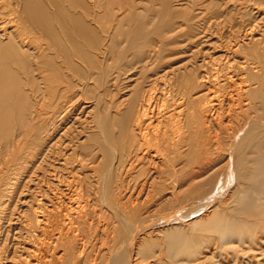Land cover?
Masks as SVG:
<instances>
[{"label": "bare ground", "instance_id": "bare-ground-1", "mask_svg": "<svg viewBox=\"0 0 264 264\" xmlns=\"http://www.w3.org/2000/svg\"><path fill=\"white\" fill-rule=\"evenodd\" d=\"M127 1L129 2V0H127ZM217 1H216V3H217ZM243 1L245 3L243 2L244 4L242 3L243 5L241 4V6H239V7H242V6H244L246 4L245 8L247 10L246 11L247 12V15L249 16L250 13L253 14V12H255V10H257L259 8H255L256 6L250 7L251 5L250 4L247 5V2H249V3L254 2V4L259 5L264 0H243ZM85 2H87V1H85ZM85 2H83V3H85ZM22 3L26 4V7L27 8H28V4L34 3L35 4L34 6L36 8H38L35 11L33 10L34 13L30 12L31 14H29L28 16L25 17V21L26 22L24 21V18L22 19V21H23V24L26 27H28L29 29L33 30L34 32H36V30H38L40 32V34H41V42H45V44H47V45H46V48L42 51V53L39 55V57H36L35 55L34 56H31L29 54V52L32 51V50H30V47L29 48L26 47V43H27L26 41L29 40V37H27L28 35L25 36V38H24L23 41L21 40V42H19L17 40V37H16L15 33L14 32H10L8 30V28L5 27V25H6L5 23L0 24V69H2V70H0V78H5V77L6 78L7 77L9 78V75L10 74L11 75H14L13 72H10V70H11V67L10 66L12 64H14V63L19 62V61L24 62V60L26 58H28V60H31L32 61L31 62V68H30V69H32V71H31L32 72V75L34 74L33 77H35V78H36V75H39L37 77V79H38V82H40V83L41 82L44 83V81H45V78L41 77V75H43V74H49V72H50V74L52 76H54L55 78H59L60 76H62V74H61V69L62 68L61 67L65 68L64 66L66 65V69L69 72L68 74H70V72H71V69L70 68H72V67L73 68H76L77 66H81V65H79L81 62H79V64H78V63H76L77 60L75 61L74 59H75L76 56H78V52L79 51H82V49L81 48H75V46H74V48H75L74 50H71L68 47H63L60 44L61 41L59 42V40H58L59 31L61 33V28H59V25L61 26L62 24H64V20L66 19L65 18L66 16L65 17H63V16L60 17V16H58L60 14H58V15L54 14L55 12L53 13L52 12V9L50 7L52 3L50 5H49V3H46V4L44 3L45 4L44 5L42 3V1H40V0H22ZM83 3H79L80 5L78 4V7L79 6L81 7L83 5ZM124 3H125V0H124ZM218 3H220V7L224 9L223 12L225 11V14H230L231 10L228 7V5L230 3L228 1L225 2V0H219ZM4 6H6V5H4ZM47 6L50 8V11L52 12L51 14L47 12V9H46ZM121 6H122V4H121ZM82 7H84V6H82ZM137 7H139V6L137 5ZM177 7H179V6L177 5ZM257 7H260V6H257ZM63 8H65L64 5H63ZM67 8L65 10H67ZM2 9H3V7H2ZM124 9H126V5H125ZM234 9L235 8H233V10ZM81 10L84 11L83 8H81ZM86 10L89 11L90 9L88 8ZM240 10L241 9H239V11ZM95 11H94L93 14L96 16ZM136 11H137V9H136ZM72 12H70L71 15L74 14V11H72ZM223 12H221V13H223ZM243 12H245V11H243ZM76 13H77V11H76ZM85 13H87V12H85ZM205 13H207V11H205ZM205 13H203V14L205 15ZM15 14H17V12ZM203 14H201V15H203ZM90 15H91V13H90ZM90 15H88L89 18H90ZM261 15H262V13H261ZM262 17L263 16H261L260 19ZM8 18H10V17H8ZM200 18H201V16H200ZM120 19H122V18H120ZM223 19H227V18H223ZM241 19H243V18H241ZM94 20L95 19H93L92 22H94ZM67 21L70 22L69 23L70 25H73L74 27H76V28H78V29H80L82 31V33L84 35L83 38L85 40L87 39L86 36L87 35L89 36L88 37V41H89V39L91 41V43H90L91 44V47H90V49H91V56L89 57V65L88 66H89L90 69H89L88 72L91 73L92 75H95L96 74L99 79H103L106 76L105 67H106V63L108 61V56H109L110 45L108 43H109L110 40H108V37L107 36H105L103 34H100V31L98 32L97 29H95L96 26L94 25L95 27H93V24H89L85 19H82V18L74 15V16H70L69 19H67ZM89 22H90V20H89ZM121 22H123V19L121 20ZM259 22H260V20H259ZM261 22H260L261 24L264 23V21H261ZM14 23H15V21H14ZM257 23L258 22H256V24ZM253 24H251L250 26H247V27H249L248 29L245 28L246 31L245 30L244 31L246 32V35H245V32L243 31V34H244L243 37L246 36L248 38V36H250L251 33L253 34L254 31L257 30V26L255 25V28H256L255 29L253 27ZM240 26H242V25H240ZM14 27L12 26V28H14ZM130 27H131V25H130ZM258 27H259V25H258ZM263 27H264V24H263L262 28ZM128 29L130 30V28H128ZM199 29H201V28H199ZM17 30L19 32V30H21V29H17ZM99 30H100V28H99ZM111 30H110V32H111ZM178 30H180V29H178ZM205 32H206V30H205ZM77 33H81V32H77ZM82 33H81V35H82ZM130 33H131V31H130ZM203 36L204 35H202V37ZM237 36L240 37L242 35H240V36L237 35ZM59 37H61V36H59ZM196 37L197 38H194L195 40L196 39L197 40L202 39V38H199L198 36H196ZM78 38H79V36H78ZM99 38H100V41H99ZM190 38H192V37H190ZM252 38H251L252 41L255 40V39H252ZM203 39H207V38H203ZM259 39L261 40V38H259ZM240 40L238 39L239 42H240ZM242 40H243V38H242ZM262 40L264 42V39H262ZM88 41H87V43H88ZM238 41H236V42L238 43ZM64 42H66V41L64 40ZM72 42L74 43V41H72ZM166 42L168 43V41H166ZM166 42L157 41V43H154L153 46H151V49H152V47L155 48L154 50H151L150 48H149L150 50H147L146 47H142L141 50H140V53L138 55V62L136 64H134V63H132V64L131 63L124 64L125 58H124V61H123V59H122L121 56H117V58L119 59V61H116V63L118 64V67H117L118 72L117 73L116 72L114 73V74H116V77H114V79L112 81H109L108 79L112 78L113 77V74L112 75H109L108 78L104 79L102 82L100 81V85L98 87L95 86V89H97V90H99L101 92H102V89H103V92H102L103 95L109 93L108 92L107 85L110 82H114V88L117 90V86L116 85L117 84L120 85L119 83L123 80V79L121 80V78H122L121 76L124 75L122 73L128 72V71L132 70L134 68V66H136L137 64H143V63H145V67H143L144 69L147 68V65L149 67H151L152 76L151 77L150 76L149 77H146V79L148 80V79H151L152 78L153 80H151V81L148 82L149 83V86L144 90V92L142 94H141V92L138 94L137 100L135 102L134 101L131 102L130 100H128V101L122 100L121 101L122 103H121L120 101H118L121 104L118 103V106H116L117 108H115L114 106L112 107V103H110L111 106H107V104H106L107 102L103 105L102 104L103 102L99 98L100 97L99 96L100 95V92H98V91L96 92L97 94L95 95L94 98H92L94 100V102H95L96 108L98 109V108H100V107L103 106L105 109H108V115L106 114V118L104 120V118L101 115L98 116V113H97V116H98V123H97V125H96L95 122H92L94 125H96L94 128H96L97 131H98L97 134H95L93 136H90V139H91V137H93V139H92V143L93 144H90V142H88L87 144H82L84 142V140H85L84 137H83L84 140L82 141V143H80L79 148H81L83 150V152H84V157L86 159L87 167L84 166V165H82L84 163V160L83 161H79V160L76 159V163H77V165H78V163L81 164V168L83 170L86 169V168L88 169L89 167L94 166V164L98 161V154L97 153L102 154V157H100L101 158L100 159L101 160V163H100L101 165H99V167H96L97 166L96 165V166H94L95 168L92 167V169L94 171V174H96V175L99 174L100 176L102 175V172L105 170V172L103 173V175L101 177V181L102 182L101 181L99 182V184H100L99 187H101V185L103 184L102 187H101V189L99 188L102 191H97V190L95 191L94 190L95 194H96V192L97 193L99 192V194H103V191H106L105 190V189H107V183H106V181L109 180V177L110 176L117 174V171H119V169H121L120 167L123 164V162L125 161V159H128V158H131V160L133 161L131 165H133L134 163H138L141 166L140 167L141 168V170H140L141 172H143L144 163H147V164L150 163L153 166V168H151L149 170V172L151 173L150 179H148L149 181L146 180L144 182V180H143V182H141V185L139 186L140 188H138L137 185L135 186V189L138 188L140 190V192L150 191L151 189H154V188H156L157 190H160L161 185H163V184L160 183V181H158V180L159 179L162 180V177L165 174H167V172L172 173V170H171L172 167L170 168L169 164L170 163L173 164L172 165L173 168L176 165L178 166V164H177L176 161L179 160V158H182L183 156L189 157V158L191 157V158H193V160L195 159L196 161L193 162L192 159L190 158V160L183 162L184 165H186V164L191 165L192 164L191 165L192 168H190L192 170L189 169V171H186L185 172V167H183L182 170L179 169V170H181L182 173H184L183 179L182 180L180 179V181L175 182L173 185L171 184L172 181L167 184V185L171 184L172 185L171 189H173L174 191L179 190L178 188H181L180 190H182V189H184V187L186 188V186L188 187V189H190L191 186H193V183L196 180H200L199 177L203 174L204 171L207 172V171H210V170L214 169L215 167H217V168L214 169V171L215 170H217L218 172L220 171L221 174L223 175V177H222V180L218 181L216 183V186L213 187V190L209 193L210 195H208V196L206 195L207 198L205 200H203V201H200L199 203H197L198 201L195 202V204L197 203L199 205V206L197 205L196 208H193V209L191 208V210H187V207H184L183 206L184 208L182 210L185 211V212H183V214H181L182 213V211H181V213H179L181 215L177 214V215H179L178 217H180V220H178L176 222V224L174 223L175 226L173 224V228H171V226H169V228L167 229V227H168L167 226L162 231H160L159 232V234H160L159 236H163V239L162 238L161 239H162L163 243L165 245H167L165 247V249L166 248L167 249L166 250L164 249L165 252L166 251L167 252L164 253V254L167 255L168 258L170 257L171 259H173V261L171 260L172 262L170 261V259L169 260L167 259L168 261H170L172 264H179L181 262V260H180L181 258H188V261H187L188 264H196L201 259L198 258V259H195V260H193V259L191 260V255L193 256V255L198 254L200 252V248L193 241V239H192L193 236L190 237L191 235H189L190 233H187V231H191L193 229H196L199 226V224H201V226L203 225L202 226L203 227L202 230L204 229V227H206L205 230H207V228H214V232H216V235L218 234V236H219V238L221 240V247H220L221 250L223 252L224 251H231L232 254L234 255L233 258L235 260H238L239 259L238 253L242 252V250H239L238 248L234 247L233 245L235 243H240V245H242L243 243H247V238H249V236H248V232L245 231V228L246 227L247 228L248 227L249 228H252V227H256V226H259V225L264 224V48H263V44L264 43L262 41H259L256 44L254 43V46H253L254 49L253 50H254V59H255V62L253 64H251V65H249V64L245 65L246 67H242L243 65L241 66L242 73L245 74V76L247 77L245 79H242L243 78L242 75H241L242 78H240L238 76V74L237 75H233V73L231 72L232 71V69H231L232 67L230 68L231 71L229 73H228L229 69H227L228 70L227 71V74H222L220 72H218V73L215 72V73L212 74L210 71H209L210 73L207 71L208 69L207 70H203L204 67H200V65L202 63H200L199 61L198 62H199L200 65H198L197 63H194V61H192L191 62L192 64H191L190 63L191 59L190 60L188 59L189 60V63L191 64L190 65V68L192 67L191 70H188V62H186L187 65L186 64H182V62H179L178 64H172L170 61L167 62L166 60L167 59H170L174 55L171 52L167 53V47H168L169 43L167 44ZM199 42H200V40H199ZM247 42L249 43L251 41H248L247 40ZM98 43H100V45H98ZM227 43L230 44V42H227ZM243 43H245V42H243ZM66 45L68 46V44H66ZM70 45H71V43H70ZM74 45H75V43H74ZM87 45L89 46V44H87ZM87 45H86V47H87ZM231 45L234 46V44L231 43L230 45H228V46H230V49L232 47ZM238 45H239V43H238ZM238 45H236V46H238ZM72 46H73V44H72ZM228 46L225 47V48L223 47V49L228 48ZM82 47H84V45ZM236 48H232V49H235V51H236ZM244 48H245V46H244ZM230 49H227V50H230ZM194 52H195V50H194ZM202 52H204V51H202ZM195 53H197V52H195ZM195 53H193V54H195ZM26 55H27V57H26ZM82 55H84V56L86 55L88 57L87 52H84L83 51V54ZM190 55H192V53ZM203 55H205V54H203ZM232 55L234 56L235 54H232ZM196 56L197 57L190 56V58L192 57V59H195V58H198L200 55L199 56L196 55ZM210 57H212V56H210ZM221 57L223 58V56H221ZM71 58L73 59L72 60L73 62L71 61ZM207 58H208L207 60L209 61L210 58L209 57H207ZM61 59H63V65L61 64ZM185 59L187 60V58H185ZM217 59L218 58H216L215 60H217ZM220 60L222 61L223 59L220 58ZM36 61H37L38 64L36 63ZM203 61H204V59L201 62H203ZM226 61L227 60H225V62ZM237 61H238V59L234 63H237ZM210 62H211V64L216 65L214 62L213 63H212V61H210ZM218 62H216V63H218ZM232 62H233V60H232ZM111 63H114V62L111 61ZM218 64H217V66H218ZM17 66H19V65H17ZM112 66H114V65H112ZM221 66H223V65H221ZM226 66L228 68V67H230V64L229 65H226ZM82 68H84V67L82 66ZM212 68H211V71H212ZM14 69H16V68H14ZM14 69H12V70H14ZM18 69H20V68L18 67ZM214 69H216V68H214ZM236 69H237V67H236ZM217 70H214V71H217ZM241 70H239V72ZM65 71H63V72H65ZM86 72H87V70H86ZM18 74H19V72H18ZM75 74L76 73H74V75ZM246 74L248 76L251 75V77H248ZM74 75H67V78L74 79L75 78ZM79 75H80V73H79ZM81 75H83V74H81ZM87 75H89V74H87ZM64 77H66V76L64 75ZM237 77H239L240 79H237ZM21 78H22V76H21ZM135 78L136 77H134V79ZM90 79H91V77H90ZM0 82H2V81L0 80ZM4 82H6V81L4 80ZM24 82H27V81H24ZM131 82H132V80H131ZM173 82L178 83V85L177 86H174V83ZM40 83H39V85H40ZM84 83L83 84H79V83L77 84L76 83L77 86H75V82L70 81L69 82V85L66 84V85H68L67 88H64V89L60 90L61 88L59 89V87H56L55 90H54V97L52 99L53 101L51 100L52 102H50V103H52L51 105L53 107V113H51L49 115L46 114L47 115V116L45 115L46 117H44V115H43L42 117H40L39 123L34 124V125L31 124L32 127L31 128H28L26 130L27 132H30L29 134L25 133L24 131L22 132V134L25 136V138L26 137L29 138V136L31 137L30 138V142H32L31 143V146L32 147H35V148H38V150H34L33 153H28L29 156H27L28 154L25 153V151L28 152L27 150H29L27 148H26L27 150H25L24 153L23 152L21 153L22 155L25 154V156H26V158L22 159V162H24L25 165L27 163H31V164L34 163V161L36 160L35 158H38V157H40V159H37V160L38 161L41 160L43 158V156H45L44 154L46 153L47 150H49V152H48L49 155L52 154V152L55 149L57 150V148H54L53 147L54 150L52 151L50 148H52L53 141H56V140H57L56 143H57V146H58V144L60 142V139H61L60 138L61 136L64 135L65 138L62 137L63 139L69 138V137H66V136H69L70 134L68 132H66V131H69L70 132L69 128L72 127V126H70L69 128H67L68 125L66 123H67V121H69V118L71 117V114H73V113L76 114V112L79 111V109H78V107L80 105L79 101L82 99V98H80V100H78L79 99V95L80 94H83L85 92L84 91L85 88L88 87V86H90V84H89L88 81H87V83L86 82H84ZM91 84H94V83H91ZM103 85L105 87H103ZM4 86L5 85L3 84L2 87H4ZM2 87H0V89ZM175 87H177V90L175 89ZM112 88H111V90H112ZM22 90H24V89H22ZM91 90L92 89H90V91ZM3 91H5V90L3 89ZM3 91L1 89V92L2 93H3ZM44 91H46V90H44ZM20 92L21 91H19L18 93H20ZM42 92H43V90H42ZM42 92H41V94H44L45 95V93H42ZM18 93H16V96H17ZM46 93H48V92H46ZM27 94H29V93H27ZM20 96H21V94H20ZM27 96H29V95H27ZM81 97H82V95H81ZM13 98H14V96H13ZM20 98H22V97H20ZM123 98H125V97H123ZM0 100H1V98H0ZM10 100H11V98H10ZM22 100H20V101H22ZM46 100H47V97H46ZM46 100H44V101H46ZM46 102L48 103V101H46ZM81 102H83V101H81ZM2 103L4 105L5 102H2ZM2 103H1V105H2ZM24 103H26V102H23V104ZM23 104H22V106H23ZM86 104H89V103H86ZM15 105H13V106H15ZM51 105L50 104L49 105L47 104V106H51ZM81 105H83V104H81ZM16 106H20V102ZM92 106H94V105H92ZM39 107H40V105H39ZM114 108H115V110L117 109L116 110L117 113L115 112V114L113 113L114 114L113 115L111 113V110L114 109ZM20 109H21V107H20ZM90 109H91V107H90ZM175 111H176V113H174ZM11 112H12V110H11ZM22 112H24V111H22ZM43 112H45V111H43ZM14 113H16V111ZM13 115H15V114H13ZM21 115H20V117H21ZM31 116H32V114H31ZM15 118H16V115H15ZM22 118H23V116H22ZM41 118H44V119L41 120ZM34 119H35V117H34ZM25 120H23V121H25ZM152 120L153 121L155 120L154 122H156V120H158L159 122H161V125L164 124L163 128L159 131V129L162 127V126H159L160 128L158 129V131L156 129V132L155 133L153 132L154 133L153 135H152V130H150L151 131V134L149 133V128L150 127H148L149 122H151ZM17 121L18 120L15 121L16 124H17ZM10 122H12L11 119L9 120V123ZM73 122H74V120H73ZM110 122L112 124L114 123L115 127L119 130L117 136L110 135V133L105 130V123H110ZM88 123H90V122H88ZM21 124H22V122H21ZM21 124H19V125L17 124L16 126L19 127ZM24 124H26V122H24ZM70 125H74V124L71 123ZM154 126L155 125H153V127ZM25 128H26V125H25ZM74 128H72V129H74ZM90 128H92V127H85V129H82V131L87 132V130H89ZM109 128H110V125H109L108 129ZM12 130H14V129H12ZM61 131L63 132V135H60L61 134ZM76 131H78V130H76ZM76 131H74V132L76 133ZM31 133H32V135H31ZM91 134H92V132H91ZM59 135H60V137H58ZM77 135L79 136L80 134L77 133ZM99 136L102 137V140H103L102 142L101 141H97V139H98ZM56 137H58V138H56ZM25 138L23 137V139H25ZM31 139H32V141H31ZM26 140H28V139H26ZM26 140H25V142L23 140V142L26 143L27 142ZM27 143L29 144V142H27ZM61 143H62V141H61ZM65 143H66V141H65ZM21 144H19V145H21ZM12 145H13V141H12ZM19 145H17V147ZM25 145H23V146L25 147ZM77 145H79V144H77ZM66 146H67V144H66ZM59 147H61V146H59ZM73 147H75V146H73ZM22 148L23 147L21 145L20 150L25 149V148H23V149ZM58 149H60V148H58ZM20 150H18V151H20ZM63 150H61V151H63ZM73 150H76V149H73ZM220 151L225 152V154H220ZM10 152H11V149H10ZM15 152L16 151H13V154ZM20 152H18V153H20ZM57 152H59V150ZM60 152H59V154H60ZM5 153L8 154L7 151ZM13 154H12V156H13ZM22 155H20V156H22ZM20 156L17 155L14 158H18ZM6 157H7V155H6ZM6 157H5L4 160H6ZM75 157H77V156H75ZM22 158H23V156H22ZM61 158H63V157H61ZM0 159H1V156H0ZM8 159H9V157H8ZM31 159H33V160H31ZM11 160L12 159L8 160L9 161L8 165L11 164V162L14 161V160L13 161H11ZM52 160H55V159H52ZM201 160H204V161L200 162ZM19 161H17V162H19ZM7 162H5V165H6L5 167H8L7 164H6ZM43 162L45 164L46 161L45 160H42V163ZM51 162L52 161H50V163ZM53 162H55V161H53ZM50 163H48V164H50ZM58 163H60V162H58ZM58 163H56V164H58ZM65 163H66V165H69L70 164L68 161H66ZM179 163L183 164L182 162H179ZM1 164H2V162H1ZM19 164H21V163H19ZM197 164H198L199 167H197ZM14 165H15V163H14ZM107 165H108V169L106 171ZM219 165H222V166L218 167ZM13 166H12V168L14 169ZM18 166H19V168H17L16 170L14 169V170H10V171H9V169H8L9 167H8L7 168L8 170L6 172L7 173L9 172L8 174L12 173L10 175H13V172H16L15 174H17V172L18 173L21 172L22 171L21 168H23V167L25 169L28 168V166L27 167L26 166L21 167L22 165L21 166L18 165ZM195 166H196V169H195ZM43 167H47V165H45ZM49 167H51V165ZM49 167H47V168L50 169ZM73 167H75V165H73L72 167L71 166L69 167L68 171H70V173L73 172ZM130 167H132V166H130ZM178 167H180V166H178ZM24 168H23V170H24ZM40 168H42V165H41ZM57 168H60V167H57ZM138 168H139V166H138ZM219 168H220V170H218ZM34 169H35V167H34ZM53 169H55V171H57L55 167ZM194 169L197 170V171L196 172L195 171L193 172ZM1 170H2V172L4 171L2 168H1ZM134 170L133 171L131 170V171L134 172ZM11 171H13V172H11ZM36 171L37 170H35V172ZM22 172L24 174L25 171H22ZM31 172L33 173L34 171H31ZM31 172H29L30 175H33ZM41 172H42V170H41ZM52 172L49 175H52ZM197 172L201 173V175H199ZM39 173H40V169H39ZM127 173H128V171H127ZM35 174H37V173H35ZM210 174H211V172H209V175ZM221 174L219 175L220 177H221ZM10 175H8V176H10ZM47 175H45V176L47 177ZM73 175H77V174H73ZM73 175L71 176L72 179H73ZM89 175H90V173H89ZM133 175H136V174H133ZM137 175H138V172H137ZM209 175L207 173V176H209ZM37 176H40V175H37ZM126 176H127V174H126ZM176 176H177V174H176ZM13 177H15V175L12 176V178ZM20 177L23 178V176H20ZM80 177L81 176L79 175V178ZM171 177H173V175ZM203 177H205V176H203ZM30 178H31V176L28 179H30ZM53 178L54 177H52V180H53ZM115 178H116V176H115ZM135 178L133 179L134 182L137 181V179L135 180ZM137 178H139V177H137ZM179 178H182V177H179ZM197 178H199V179H197ZM35 179H37V178H35ZM89 179H93V174H92V177H90ZM117 179H118V177L116 178L115 183H118L117 182ZM201 179H202V177H201ZM207 179H209V178H207ZM7 180H9V178L4 176L3 183L4 182L6 183ZM68 180H69V178H68ZM77 180L79 181L81 179H78V176H77ZM83 180L84 179L82 177V181ZM174 180H175V176H174ZM15 181H16V178H15ZM15 181H13V182H15ZM23 181L25 182V180H23ZM37 181L39 182V179ZM95 181H98V180L95 179ZM205 181H206V179H205ZM28 182H27V184H28ZM33 182L31 184H33ZM49 182H50V180H49ZM58 182H60V181L58 180ZM65 182L66 181L63 182L64 183V186H66L68 184L69 189L73 188L74 191H75V189H74L75 186L81 183V181L78 182V183H76V178H74V181L71 182L70 184H69V181H68V183L66 182L67 184H65ZM203 182H202V184H203ZM39 183H42L43 184L44 182H43V180H42V182L40 180ZM75 183H76V185H75ZM93 183H95V182H92L91 184H93ZM210 183H212V182H210ZM0 184H1V182H0ZM6 184H4V185H6ZM20 184H22V182ZM36 184L37 183H35V185ZM81 184H82V186H81L82 191H85L88 194V197H91L93 191H92L90 182H87L86 181V183L82 182ZM11 185L12 184H10V186ZM18 185H19V183H18ZM62 185L63 184L61 183V186ZM126 185H128V184H126ZM56 186H57V182H56ZM22 187H23V185H22ZM25 187H23L22 189H25ZM57 187H59V186H57ZM96 187H98V185ZM132 187H134V184L132 185ZM132 187H131V190H132ZM169 187H170V185H169ZM196 187H198V186H196ZM209 187H210V185H209ZM6 188H7V186H6ZM59 188L61 189L62 187H59ZM193 188H194V186H193ZM11 189H13V188H11ZM15 189H16V187H15ZM15 189H14V191H15ZM49 189H50V187H49ZM26 190H28V186L26 187ZM57 190L59 192V189L58 188H57ZM64 190H67V189H64ZM166 190H167V188H166ZM50 191H51V189H50ZM50 191H49V193H50ZM165 191H164V193H166ZM174 191H173V193H174ZM207 191H209L208 188H207ZM3 192L0 191V199L3 198V195L5 193V192L4 193ZM21 192H20V194H21ZM27 192H29V190L26 191V193ZM47 192H48V189H47ZM72 192L73 191L71 190L70 193H72ZM126 192H127V188H126ZM63 193L60 194V195L62 196L64 194H66V192L64 194ZM82 193L83 192H81V194ZM12 194H14V193H12ZM50 194H49V196H50ZM53 194H54V192H53ZM74 194H76V191H75ZM104 194H106V192H104ZM104 194L101 195V196L103 197ZM201 194L204 195L206 193L202 192ZM66 195H70V194L67 193ZM71 195H70V197H71ZM153 195H155V194L153 193ZM172 195L171 196L174 197V195H176V194H172ZM189 195H190V193H189ZM54 196H55V194H54ZM54 196L52 197V199L54 198ZM101 196H99V198ZM36 197H37V195H36ZM88 197H86V198H88ZM94 197H95V195H94ZM102 197L100 198V201H101ZM140 197L141 196H139L138 199H140ZM146 197H145V199H146ZM169 197H165V198L167 199ZM203 197L204 196H202V198ZM5 198H7V200H9L8 197L5 196ZM61 198H59V199H61ZM63 198H64V196H63ZM75 198H74V200H75ZM80 198H78V199H80ZM132 198H133V196H132ZM159 198L157 199V198L154 197V199H156V203H157V200H159ZM198 198H200V197H198ZM78 199H76V201ZM83 199H84V197H83ZM92 199L90 198L89 200H92ZM163 199H164V197H163ZM174 199L177 201L176 198H174ZM174 199L171 200V202L172 201L175 202ZM190 199H191V197H190ZM10 200L13 201L12 199H10ZM50 200H51V197H50ZM133 200L135 201V199H133ZM140 200H143V198L140 199ZM146 200H148V199H146ZM151 200H152V202L150 200L148 202L149 203L151 202V203L154 204L153 198H151ZM61 201L63 202V200H61ZM61 201H59L58 203L61 204L60 203ZM66 201L68 202V200H66ZM70 201H71V199H70ZM79 201H78V203H79ZM161 201H162V199H161ZM163 201H165V199ZM184 201L186 202L185 199H184ZM3 202H5V201H3ZM137 202H139V201H137ZM140 202L142 203V201H140ZM7 203H10V202H6V203H4V205L7 204ZM73 203H76V202L74 201V202H72V204ZM98 203H99V201H98ZM160 203H162V202H159V204ZM176 203H178V202H176ZM190 203H192V202H190ZM10 204H13V203H10ZM66 204H65V206H66ZM83 204H84V201H83ZM89 204H91V203H89ZM133 204L134 203L131 200V198H130V200L128 199L127 201H125V199L118 200V201L115 202V206L112 205V204H108V203L106 204L105 203V206L107 207L106 209H108V210H105V211L108 213L109 218H111L112 220L114 219V217L116 216V214L117 215L118 214L121 215V212H126V211H128L127 212L128 213L127 215H129L128 217L130 219H133L131 221L129 218H123L124 220H123L122 224H123L124 227L127 228L126 229L127 239L125 241L123 239V242L126 243L125 244V248L119 249V246H117V245L120 244V241L122 240L121 239L119 241V243L117 245H115L116 247L110 245L107 252H106V245H107V242L109 243V241H108V235H107V233H108V227H106V223L104 224V221L107 220V219L105 220V211L104 210H103V212H100L99 211L100 214H98L97 213L98 210H97V212L95 210L96 208L93 211L91 210L92 208L91 209L90 208H87L88 210H82L81 209L80 215L77 216V217L80 220H83L84 221V223L83 222L82 223L85 226L86 232H85V235H79L80 233L79 234L77 233L78 230L77 229H76L77 231L73 230V227L71 226V223H73L74 220H78V219L71 218V215L70 214H72L73 212L70 213V211L68 210L69 213L67 215H65V217H66L65 218L66 219L65 225H69L71 227L69 228V226H67L69 228V230H67V228H66L65 230H67V232L65 231V233H64V231H63V234H60V236H58L59 237V242L62 245V247L64 248V251H63L64 253H61V254H63L62 256L68 258L70 264H134L135 258H137L138 256H140V258H141V256L143 254L146 255L147 253H150L151 248H152V244H154V242L151 241V239H154V238H152V236H154L155 233H154V235H153V233H150V232H149L150 234H147L148 231L145 230L146 229L145 226L148 227L150 224L149 225H145L147 219L146 220L144 218L142 219L143 215H140L139 212L137 211L139 207L136 209L135 208V207H137V205L135 206L136 203L134 205ZM153 204H151V206L148 205V204H146L145 206L152 207ZM172 204H174V203H172ZM189 204H188V206H190ZM0 205H1V202H0ZM4 205H2V207ZM69 205H71V204H69ZM98 205L101 206L100 203ZM98 205L95 206V207H98ZM61 206L64 207V205H62V204L60 205V207ZM83 206H85V205H83ZM83 206L81 208H83ZM139 206H140V204H139ZM192 206H194V203L192 204ZM210 206H211V208H209ZM170 207L171 206H169L168 208H170ZM174 207H177V206H174ZM76 208H77V205H76ZM101 208H102V206H101ZM145 208L148 209V207H145ZM154 208H155V206H154ZM173 208H172V210H173ZM208 208L210 209V211L212 209V211L211 212L209 211L210 214L208 213L207 216L206 215L204 216V213H205V211H208V210H206ZM64 209H65V207H64ZM77 209H80V206ZM89 209L92 211V213L86 214L87 211H89ZM152 209H153V207H152ZM58 210H59V208H58ZM60 210L62 211L61 208H60ZM154 210H156V208L153 209L152 211H154ZM39 211L40 212L36 211L37 213L34 212V211L33 212L37 214V216L34 215L35 216V219L37 218L38 224L41 225V223L44 221V218H45L44 216H47V214L43 215L44 212L42 213L41 210H39ZM141 211H142V213H144V210H141ZM175 211L177 212V210H175ZM175 211L173 210V212H175ZM53 212H54V209H53ZM78 212L79 211H77L76 213L78 214ZM167 212H168V210H167ZM176 212H175V214H171L170 213V215L169 214H164V215H169V216H167L165 218L168 220L170 218L172 219V217H176L175 216L176 215ZM11 213H12V211H11ZM66 213H67V208H66ZM66 213H63V217H64V214H66ZM74 213H75V211H74ZM145 213H147V212H145ZM148 214H150V213L148 212ZM55 215H56V212L52 214V217H55ZM58 215H60V214H58ZM60 216H62V215H60ZM69 217L71 218L70 220L67 219ZM153 217H155V216H153ZM145 218H147V217H145ZM160 218H161V216H160ZM9 219H10V217H9ZM45 219H47L46 221H48L49 224H50V220H48V218H45ZM54 219H56V217ZM118 219H119V217H118ZM150 219H151V217H150ZM57 220L59 222V219L58 218H57ZM51 221H53V220H51ZM61 221H63L62 218H61ZM156 221H157V219H156ZM58 222L52 223L53 227ZM114 222L116 223L117 221L115 220ZM203 222L205 224H202ZM59 223H61V222H59ZM63 223H62V225H63ZM119 223H120V219H119ZM159 223H160V221H159ZM42 224L45 225L44 223H42ZM151 224L153 226V223H151ZM155 224L157 225L158 223H155ZM161 224H162V222H161ZM5 225H7V224H5ZM152 226H151V228L154 227V226L153 227ZM58 227H59V225H58ZM121 227H122V225L120 226V228ZM64 228H65V226L63 227V229ZM75 228L76 227H74V229ZM120 228H118V231L119 230L121 231L122 228L121 229ZM199 228L197 230H198V232L200 234L202 231L201 230L199 231ZM55 229L58 230L57 225H56V227L53 230H55ZM156 229H158V228H156ZM123 230H125V229H123ZM151 230H154V228L151 229ZM48 231H51L52 232L51 229H49ZM60 231H61V229H60ZM48 233L46 232L47 235H48ZM55 233H57V232H55ZM58 233H60V232H58ZM113 233L114 232H112L111 234H113ZM197 233H196V235H198ZM210 233H213V232L210 231ZM50 234H53V232L50 233ZM157 235H158V233H157ZM214 235H215V233H214ZM41 236H44V235H41ZM80 236H84L85 237L86 242L83 241V242L86 243L85 246L82 245V247H79L80 245H78V242H79L78 241V238H80ZM159 236H157V237H159ZM215 237H217V236H215ZM52 238H55V237L53 236ZM123 238H125V236H123ZM111 239H112V242H113V236L111 237ZM41 240L43 241L44 238L41 239ZM159 240H160V237H159ZM257 240H259V239H257ZM263 240H264V238H263ZM37 241H38V239H37ZM42 241H40L38 243H41ZM156 241L158 242V240H156ZM50 242H53V241L50 240L47 243L45 241V244H48ZM83 242H81V243L83 244ZM159 244L162 245V243H160V242H159ZM215 244H216V242L214 243V245ZM193 245H195L196 247L193 248L192 247ZM244 246L246 247L247 245H244ZM46 247H45V249H48L49 247H52L51 246V243H50V246L48 248H46ZM121 247H123V246H121ZM2 248L3 247L1 246V249ZM49 249H51V248H49ZM56 249L58 250V248H56ZM116 249H117V251H115V253H114L113 256H111V257L108 256V252L109 251L113 252ZM247 249H249V248H247ZM211 250H213V249H211ZM244 250L245 249H243V251ZM42 252H43V250H41L40 253H42ZM214 252L212 254H214ZM220 252L218 251V253H220ZM44 254H42V255H44ZM164 254H162V255L165 257ZM168 254H169V256H168ZM208 254H210V253H208ZM33 255H34V253H33ZM251 255H252V253H251ZM206 256H207V254H206ZM206 256H205L204 259H206ZM57 257H59V256H57ZM167 257H165V258H167ZM218 257H220V256H218ZM35 258H36V256H35ZM46 258H47V256H46ZM165 258H163L164 261H165ZM209 258H207V259H209ZM31 259L33 260V256H32ZM31 259H28V262H26V263L29 264V260H31ZM40 259H41V256H40ZM62 259L63 258H57V264H63L62 263ZM163 259H161V260H163ZM51 260H52V258L50 260H47V261H51ZM35 262L37 263V261H35ZM51 262H53V260ZM51 262H50V264H51ZM163 262H162V264H163ZM39 264H41V263H39ZM208 264H209V262H208Z\"/></svg>", "mask_w": 264, "mask_h": 264}, {"label": "rangeland", "instance_id": "rangeland-1", "mask_svg": "<svg viewBox=\"0 0 264 264\" xmlns=\"http://www.w3.org/2000/svg\"><path fill=\"white\" fill-rule=\"evenodd\" d=\"M40 1H42L43 4L44 3L45 4L46 3H49V5H50L52 3L50 7L52 9V12L53 13L55 12L54 14H56V15L60 14V15H58L60 17H62V16L65 17L66 16L65 17L66 19L64 20V24L65 25L64 24H62L61 26L59 25V28H61V33L59 31L58 40H59V42L61 41L60 44L63 47H68L71 50H74L75 48H81L82 49V51H79L78 52V56H76L75 59H74L75 61L77 60L76 63H78V64H79V62H81L79 64L81 66H77L76 68H73V67L70 68L71 69L70 74H68L69 72L66 69V65L64 66L65 68L61 67L63 69V70L61 69L62 76H60L59 78H55L54 76H52L50 74V72H49V74H43V75H41V77L45 78V81H44V83H42V82L40 83V82H38V79H37V77L39 75H36V78L33 77L34 74L32 75V72H31L32 69H30L31 68V62L32 61L31 60H28V58H26L24 60V62L19 61V62L14 63V64H12L10 66L11 67V70L14 69V68H16V69H14L12 71L10 70V72H13L14 75H11L10 74L9 75V78L8 77L7 78L6 77L5 78H0V80L2 81V82H0V87H2L3 84L5 85L4 87L1 88L2 91H3V89L5 90V91H3V93L1 92V89H0V96H1L0 98L2 100V101L0 100V156H1V159H0L1 160L0 161V170H1V168L4 170L3 172H2V170L0 171V174L2 173L0 175V182H1L0 188L2 187L0 189V191H2V192L4 191L6 193L5 194L3 192L4 193L3 198L0 199V202H1V205H0V264H28L26 262H28V259H31L32 256H33V260L32 259L29 260V264H31V263L32 264H39V263H41V264H50V262L52 260H53V262H51V264L52 263L53 264H57V258H63L62 259V263L63 264H70L69 263V259L66 258V257H63L62 256L63 254H61V253H64L63 252L64 251V248L60 244L59 237L58 236H60V234H63V231H64V233H65V231L67 232V230H69V228L71 226L73 227V230H75V231L78 230L79 231V232L77 231L78 234L80 233L79 235H85L86 229H85V226L83 224L84 221L83 220H80L77 217V216L80 215L81 209L82 210H88L87 208H90V209L92 208L91 210L93 211L96 208L95 209L96 212L98 210L97 213L100 214V212H103V210L104 211L105 210H108V209H106L107 207L105 206V203L106 204L107 203L108 204H112V205L115 206V202L116 201L123 200V199H125V201H127L128 199L130 200V198H131V200L133 201L134 204L136 203L135 206L137 205V207H135V208L137 209L139 207L137 211L139 212L140 215H143L142 219L143 218L145 220L147 219L145 225H149L150 224L152 226L151 223H153V226L154 227L153 226L152 227L154 228V230H151L153 228H151L150 225L148 227L145 226L146 227L145 230L148 231L147 234L153 233V235H154V233H155V235L152 236V238H154V239H151V241H153L154 244H152V248H151L150 253H147L146 255L143 254L141 256V258H140V256H138L137 258H135L134 264H157L158 262H159L158 264H162V262L164 261L163 258L167 257V255L164 254V253L167 252V251L165 252V250L167 249V248L165 249V247L167 245H165L163 243V241H162L163 236H159L160 235L159 232L162 231L167 226H168L167 229L169 228V226H171V228H173V224L174 223L176 224V222L178 220H180V217H178V216L181 215V214H183V212H185V211L182 210L184 207H187V210H191V208L193 209V208H196L197 207V205H198L197 203H199L200 201L205 200L207 198V196L210 195L209 193L213 190V187L216 186V183L218 181L222 180L223 175L221 174L220 171L219 172L217 170L214 171V169L217 168V167H215L214 169H212L210 171H207V172L204 171L202 175H201V173L197 172L201 176L199 177L200 180H196L193 183L194 188H193V186H191V188L188 189V187L186 186V188L184 187V189H182V190H180L181 188H178L179 190L174 191L173 189H171L172 185L175 182L180 181V179L182 180L183 177H184L183 176L184 173L181 172L182 168L185 167V172L186 171H189V169L192 168L191 167L192 164L191 165H189V164L184 165V163H183L185 161L190 160L191 157L189 158V157L183 156L182 158H179V160L176 161L177 164H178V166H180V167H178L175 164L176 166H174V168H173V166H172L173 164L170 163L169 166H170V168L172 167L171 168L172 173L167 172V174H165L162 177V180H160V179L158 180V181H160V183L163 184V185H161L160 190H157L156 188H154V189H151L150 191L140 192V190L138 188H140L139 186L141 185V182H143V180H144V182L146 180L149 181L148 179H150V176H151V173L149 172V170L151 168H153V166L150 163H148V164L147 163H144L143 172H141L140 171L141 170V168H140L141 166L138 163H134L133 165H131L133 161L131 160V158H128V159H125V161L123 162V164L120 167L121 169H119V171H117V174L110 176L109 177V180L106 181V183H107V189H105L106 191H103V194H104V192H106V194H107V195L104 194V196L106 198L103 196L105 198L104 199L101 196L103 194H99V192L98 193L96 192V194H95L94 190L95 191L96 190L97 191H102L100 189H101V187H102L103 184L101 185V187H99L100 186L99 182L101 181V177H102L103 173L105 172V170L102 172V175L100 176L99 174H97V175L94 174V171H93L92 167L95 168L94 166L97 165L96 167H99V165H101L100 164L101 163V160H100L101 158L100 157H102V154L97 153L98 154V161L94 164V166H91L88 169L86 168V169L83 170L81 168V164L78 163V165H77V163H76V159L79 160V161H83L84 160V163L82 165H84V166L87 167L86 159L84 157V152H83V150L81 148H79L80 143H82V141L85 139L82 144H87L88 142H90V144H93L92 143L93 137H91V139H90V136H93V135L97 134V132H98L97 129L94 128L97 125V123H98V116L101 115L104 118V120H105L106 114L108 115V109H105L103 106L97 109L96 106H95V102H94V100L92 98L95 97V95L97 94L96 92L98 91V92H100V95H99L100 97L99 98L103 102L102 104L104 105L107 102L106 103L107 106H111L110 103H112V107L114 106L115 108H117L116 106H118V103H119L118 101L121 102L122 100H124V101L130 100L131 102L132 101L135 102L137 100L138 94L140 92L142 94L144 92V90L149 86V83L148 82L151 81V80H153L152 78L151 79H148V80L146 79V77H149V76L151 77L152 76L151 67H149L147 65V68L144 69L143 67H145V63H143V64H137L136 66H134V68L132 70H130L128 72L122 73L124 75L121 76L122 77L121 80L122 79L123 80L119 83L120 85H118V84L116 85L117 86V90L114 88V82H110L107 85V88H108V92L109 93H107L105 95L102 94L103 89H102V92H101V91L95 89V86L98 87L100 85V81L102 82L104 79L108 78L109 75H112L113 74V77L110 78V79H108L109 81H112L114 79V77H116V74H114L115 72L116 73L118 72V70H117L118 64L116 63V61H119V59L117 58V56H121L122 59H123V61H124V58H125L124 64H127V63H131V64L134 63V64H136L138 62V55L140 53L141 48L142 47H146L147 50H150L151 49V46H153L154 43H157V41H163V42L168 41V43H169V45L167 47V53L171 52L174 56H172L170 59H167L166 60L167 62L170 61L172 64H178L179 62H182V64H186V65H187L186 62H188V70H191V68H192V67L190 68V65L192 64L191 63L192 61H194V63H197L198 65H200L199 64V62H200V63L203 64V65L201 64L202 66L200 65V67H204L203 70H207L208 69L207 71L208 72L210 71L212 74L215 73V72L216 73L220 72L222 74H227V71H228L227 69H229V71H228V73H229L231 71L230 68L232 67L231 68L232 69L231 72L233 73V75H237L238 74V76L240 78H242V76H243L242 79L247 78L245 76V74L242 73L241 66L243 65L242 67H246L245 65H247V64L251 65V64H253L255 62V59H254V50H253L254 49L253 48L254 43L256 44L259 41H262L263 42L262 39H264V32H263L264 31L263 30L264 27L262 28V26H263L264 23L261 24L262 23L261 21H264L263 20L264 19V1L261 2L259 5L254 4V2H252V3L247 2V5L248 4L251 5V6L249 5L250 7L256 6L255 8H259L260 9V10L259 9L255 10V12H253V14L250 13V15H249L250 17L247 15V12H246L247 11L246 8H245L246 4L244 6H242V7H239L244 2L243 0H225V2L228 1L230 3L228 5V7L231 10L230 14H225V11L223 12L224 9L221 8L220 7V3H218L219 0L218 1L217 0H215V1L214 0H142V1L141 0H139V1L138 0H129V2L127 0H125V3H124V0L123 1L122 0H70L71 2L69 0H64V1L63 0H61V1L60 0H53V1L52 0H49V1L48 0L47 1L46 0H40ZM85 1H87V2H85ZM216 1H217V3H216ZM83 2H85L86 4L83 3ZM79 3H83V5L82 4L81 5L84 6L85 8L82 7V6L81 7L80 6L78 7V4ZM121 4H122V6H121ZM4 5H6V6H4ZM34 5H35L34 3H30V4H28V8H27L26 7V4L22 3V0H15V1L14 0H4V1L1 0L0 1V7L2 6L3 9H2V7L0 8V19H1L0 20V24L5 23L7 25V26L5 25V27L8 28V30L10 32H14L15 33V35L17 37V40L19 42H21V40L23 41L24 38H25V36L28 35L27 37H29V40L26 41L27 42L26 43V47H28V48L30 47V50H32V51L29 52V54L31 56H34L35 55L36 57H39V55L42 53V51L46 48V45L47 44H45V42H41V34H40V32L38 30H36V32H34L33 30H31L28 27H26L23 24V21H22L23 18H24V21H25V17L28 16L29 14H31L30 12L34 13V11L36 9H38ZM63 5H64L65 8H63ZM125 5H126V9H124ZM137 5L139 7H137ZM177 5L179 7H177ZM257 6H260V7H257ZM66 8H67V10H65ZM81 8H83L84 11H82ZM88 8L90 9L89 11L86 10ZM233 8H235V9L233 10ZM46 9H47V12L48 13H50V14L52 13L50 11V8L48 6L46 7ZM136 9H137V11H136ZM239 9H241V10L239 11ZM72 11H74V14L71 15L70 12H72ZM76 11H77V13H76ZM94 11H95L96 16L93 14ZM205 11H207V13H205ZM243 11H245V12H243ZM258 11L259 12L261 11V12L259 13ZM14 12L15 13L17 12V14H15ZM85 12H87V13H85ZM221 12H223V13H221ZM90 13H91V15H90ZM203 13H205V15ZM261 13H262V15H261ZM87 14L90 15V18H89V16ZM201 14H203V15H201ZM74 15L75 16H78V17H80L82 19H85L89 24H93V27L96 26L95 29H97L98 32L100 31V34H103V35L107 36L108 37V40H110L109 43H108L110 45L109 56H108V61L106 63V67H105L106 76L103 79H99L96 74L95 75H92L91 73L88 72L89 69H90L88 65H89V57L91 56V49H90V47H91V44H90L91 41H90V39L88 41V37H89L88 35L86 36L87 39L85 40L83 38L84 35H83L82 31L80 29L74 27L73 25H70L69 24L70 22L67 21V19H69L70 16H74ZM200 16H201V18H200ZM261 16H263L262 17L263 19L262 18L260 19ZM8 17H10V18H8ZM120 18L123 19V22H121L122 19H120ZM223 18H227V19H223ZM241 18H243V19H241ZM93 19H95L94 22L96 24L94 22H92ZM89 20H90L91 23L89 22ZM259 20H260L261 23L259 22ZM14 21H15V23H14ZM256 22H258L259 24L258 23L256 24ZM251 24H253V27L254 28H255V25L257 26V30H255L254 33H253L254 35L251 33L250 36H248V38L246 36L243 37L244 36L243 31L245 30V28L248 29L249 27H247V26H250ZM130 25H131V27H130ZM240 25H242V26H240ZM258 25H259V27H258ZM12 26L13 27L15 26V27L12 28ZM111 27L112 28L114 27V28L112 29ZM198 27L201 28V29H199ZM99 28H100V30H99ZM128 28H130V30ZM17 29H21V30H19V32H18ZM178 29H180V30H178ZM110 30H111L112 33L110 32ZM205 30H206V32H205ZM130 31H131V33H130ZM77 32H81L82 35H81V33H77ZM202 35H204V36L202 37ZM237 35H239V36L242 35V36L238 37ZM245 35H246V32H245ZM59 36H61L62 38L59 37ZM78 36H79L80 39L78 38ZM196 36H198L199 38H202V39L203 38H207V39H203V40L202 39H199L200 40V42H199V40L196 39L197 40L196 41L194 39V38H197ZM190 37H192V38H190ZM241 37L243 38V40H242ZM250 37L251 38L253 37L252 39H255V40H253L254 42L251 40ZM258 37L261 38V40ZM63 39L66 42H64ZM238 39L239 40L241 39L240 42L241 41L242 42L240 43L238 41ZM247 40L248 41H251L252 43L251 42L248 43ZM72 41H74L75 45H74V43ZM87 41H88V43H87ZM99 41H100V38H99ZM236 41H238L239 45H238V43ZM227 42H230V44L231 43L234 44V46L231 45L232 47L230 49V46H228L230 44L227 43ZM243 42H245V43H243ZM70 43H71V45H70ZM66 44H68V46ZM72 44H73V46H72ZM87 44H89V46ZM235 44L238 45V46H236ZM242 44L245 46V48H244V46ZM83 45H84V47H82ZM86 45H87V47H86ZM98 45H100V43H98ZM226 45L228 46V48L223 49V47L224 48L227 47ZM74 46H75V48H74ZM232 48H236V51H235V49H232ZM263 48H264V44H263ZM154 49L155 48L152 47L151 50H154ZM193 49L197 53H195ZM227 49H230V50H227ZM83 51L84 52H87L88 57L86 55L85 56L82 55L83 54ZM202 51H204V52H202ZM190 52L192 53V55H190L191 54ZM193 53H195V54H193ZM203 54H205V55H203ZM232 54H235L234 55L235 57ZM196 55H198V56L200 55L198 57L199 59L198 58L192 59V57H197ZM190 56H192V57L190 58ZM206 56L210 58L209 61L207 60L208 58ZM210 56H212V57H210ZM221 56H223V58ZM26 57H27V55H26ZM185 58H187V60ZM216 58H218V59L215 60ZM220 58L223 59L224 61L223 60L221 61ZM188 59L189 60L191 59V61H190L191 64L189 63V60ZM201 59L202 60L204 59V61L201 62L202 61ZM237 59H238L237 63H234V62H236ZM72 60L73 59L71 58V61ZM225 60H227V61L225 62ZM232 60H233V62H232ZM111 61L114 62V63H111ZM210 61H212V63L214 62L216 65L211 64ZM215 61L216 62L219 61L218 62L219 64L216 63ZM36 63H37V61H36ZM61 64L63 65V59H61ZM217 64H218V66H217ZM229 64H230V67L227 68L226 65H229ZM17 65H19V66H17ZM112 65H114V66H112ZM221 65H223V66H221ZM82 66L84 68H82ZM235 66L237 67V69H236ZM18 67L20 69H18ZM211 68H212V71L213 72L211 71ZM214 68H216V69H214ZM85 69L87 70V72H86ZM0 70H2V69H0ZM214 70H217V71H214ZM239 70H241V71L239 72ZM63 71H65V72H63ZM18 72L22 76V78L18 74ZM74 73H76V74L74 75ZM79 73H80V75H79ZM81 74H83V75H81ZM87 74H89V75H87ZM64 75L66 77H64ZM67 75H74L75 78L74 79H69V78H67ZM90 77H91V79H90ZM134 77H136V78L134 79ZM239 77H237V79H240ZM248 77H251V75L248 76ZM4 80L6 82H4ZM131 80H132V82H131ZM24 81H27V82H24ZM70 81L75 82V86H77L76 83L77 84L78 83L79 84H83L84 82L87 83V81H88L89 84H90V86L86 87L85 90H84L85 92L83 94H80L79 95V99L78 100H80V98H82L79 101V103H80V105L78 107L79 111H77L76 114L75 113L71 114V117L69 118V121H67V123H66L68 125L67 128H69L70 126H72V127L69 128L70 132L69 131H66V132H68L70 134V135L68 134L69 136H66V137H69V138L63 139L65 137L63 135V132L61 131V134L60 135H63V136H61V137H60V135L58 136V137L61 138L60 139V142H59L60 145L58 144V146H57V143H56L57 140L56 139H55L56 141H53V143H52L53 144L52 145V148L53 147L54 148H57V150L56 149L54 150V148L53 149L50 148L52 151L54 150L52 152V154L49 155L48 154L49 150H47L46 153L44 154L45 156H43V158L41 160L38 161L37 159H40V157H38V158H35L36 159L35 160L36 162L34 161V163H32V164L31 163H27L28 165L27 164L25 165L24 162H22V159L26 158V156H25V154L22 155L21 153L22 152L24 153V151L27 150V149H29V150H27L28 152L25 151V153H27V154L28 153H33L34 150H38V148L32 147L31 146V143L32 142H30V138L31 137L29 136V138H27V137L25 138V136L22 134V132L24 131L25 133L29 134L30 132H27L26 130L28 128H31L32 125L39 123L40 117H42L43 115H44V117H46L47 116L46 114L49 115V114L53 113V107L51 105L52 103H50V102L53 101L52 99L54 97V90H55V88L56 87H59V89L61 88L60 90H62L64 88H67V86L69 85V82ZM39 83H40V85H39ZM91 83H94V84H91ZM173 83H174V86H177L178 85V83H175V82H173ZM66 84H68V85H66ZM103 87H105V86L103 85ZM89 88L92 89L91 90L92 92L90 91ZM111 88H112V90H111ZM22 89H24V90H22ZM175 89L177 90V87H175ZM18 90L21 91V92L18 93L19 92ZM42 90H43V92H42ZM44 90H46V91H44ZM41 92L42 93H45V95L44 94H41ZM46 92H48V93H46ZM16 93H18L19 95L17 94V96H16ZM27 93H29V94H27ZM20 94H21V96H20ZM12 95L14 96V98H13ZM27 95H29V96H27ZM81 95H82V97H81ZM122 96L125 97V98H123ZM20 97H22V98H20ZM46 97H47V100H46ZM10 98H11V100H10ZM20 100H22V101H20ZM44 100L48 101V103L46 101H44ZM81 101H83V102H81ZM2 102H5L4 105H3ZM19 102H20V106H16V105H18ZM23 102H26V103L23 104ZM1 103H2V105H1ZM86 103H89V104H86ZM121 103H119V104H121ZM22 104H23V106H22ZM47 104L48 105L50 104L51 106H47ZM81 104H83V105H81ZM13 105H15V106H13ZM39 105H40V107H39ZM92 105H94V106H92ZM20 107H21V109H20ZM90 107H91V109H90ZM115 108L111 110V113L112 114L113 113L115 114V112L117 113V111H116L117 109L115 110ZM11 110H12V112H11ZM15 111H16V113H14ZM22 111H24L25 113L22 112ZM43 111H45V112H43ZM176 111L174 113H176ZM12 113L16 115V118H15V115H13ZM97 113H98V116H97ZM31 114H32V116H31ZM20 115H21V117H20ZM22 116H23V118H22ZM34 117H35V119H34ZM24 118L25 119L27 118L26 119L27 121ZM10 119H11L12 122L9 123V120ZM22 119L25 120V121H23ZM42 119H44V118H41V120ZM16 120H18L17 121V124L18 125L21 124V122H22V124L19 127L16 126L17 125L16 122H15ZM73 120H74V122H73ZM154 121L152 120L148 124V127H150L149 128V133L151 134V131L150 130H152V135L156 132V129L158 131V129L160 128L159 126H162L159 129V131L164 126V124L161 125V122H159L158 120H156L157 123L154 122ZM24 122H26V124H24ZM88 122H90V123H88ZM92 122H95L96 125H94ZM71 123L74 124V125H70ZM25 125H26V128H25ZM109 125H110V128L108 129ZM153 125H155V126L153 127ZM85 127H92V128H90L89 130H87V132H84V131H82V129H85ZM72 128H74L75 130L72 129ZM12 129H14V130H12ZM76 130H78L79 132L76 131ZM105 130L108 131L110 133V135H115V136H117L118 135V132H119V130L115 127L114 123L112 124L111 122L110 123H105ZM74 131H76V133ZM91 132H92V134H91ZM77 133H79L80 135L78 136ZM31 135H32V133H31ZM23 137L25 139H23ZM58 137H56V138H58ZM83 137H84V139H83ZM26 139H28V140H26ZM23 140H24V142L26 140L27 142H29V144L27 142H26L27 144L24 143ZM64 140L66 141V143H65ZM12 141H13V145H12ZM31 141H32V139H31ZM61 141H62V143H61ZM97 141H101L102 142L103 141L102 140V137L99 136L98 139H97ZM19 144H21L22 147L25 148V149L22 148L23 150H20L21 145H19ZM66 144H67L68 147L66 146ZM77 144H79V145H77ZM17 145H19L20 147L19 146L17 147ZM23 145H25V147ZM72 145L75 146V147H73ZM59 146H61V147H59ZM58 148H60V149H58ZM10 149H11V152H10ZM73 149H76V150H73ZM18 150H20L21 152L18 151ZM58 150H59V152L61 150H63V151H61L60 154H59V152H57ZM6 151H7L8 154L5 153ZM13 151H16V152L13 154ZM18 152H20V153H18ZM12 154H13V156H12ZM220 154H225V152L220 151ZM6 155H7V157H6ZM17 155H19V156L22 155L23 158H22V156H20L18 158H14ZM27 156H29V154ZM75 156H77V157H75ZM5 157H6V160H4ZM8 157H9V159H8ZM61 157H63V158H61ZM51 158L52 159H55V160H52ZM10 159H12L11 161L14 160L13 162L10 161L12 165L11 164L8 165V163H9L8 160H10ZM191 159H192L193 162L196 161L195 159L193 160V158H191ZM31 160H33V159H31ZM42 160H45L46 161L45 164H44V162L42 163ZM17 161H19V162H17ZM50 161H52V162L55 161V162H53L54 163L53 164L52 162L50 163ZM66 161H68L70 164L69 165H66V163H65ZM202 161H204V160H201L200 162H202ZM1 162H2V164H1ZM5 162H7L6 164H7V166L9 168L8 167H5L6 166L5 165ZM47 162L50 163V164H48ZM58 162H60L61 164L58 163ZM179 162H182L183 164H181ZM14 163H15L16 166L14 165ZM19 163H21V164H19ZM56 163H58V164H56ZM18 165H20V166L22 165L21 167H23V166H26L27 167L28 166L29 169L26 168L27 169L26 170L23 167L24 168V170H23V168L20 167L22 169V171H25V172H24V174H23L22 171L19 172V173L17 172V174L19 176L17 174H15L16 172H13V171H11V172H13V175H10L12 173L8 174L9 172L8 173L6 172L8 169H9V171L10 170H14V169L16 170L17 168H19ZM41 165H42V168H40ZM45 165H47V167H49L51 165V167H49L51 170L48 169L47 167H43ZM73 165H75V167H73V172L70 173V171H68V169H69L70 166L72 167ZM12 166L14 167V169L12 168ZM130 166H132L135 170L132 167H130ZM138 166H139V168H138ZM220 166H222V165H219L218 167H220ZM34 167H35V169H34ZM52 167L53 168L55 167L57 171H55V169H53ZM57 167H60V168H57ZM197 167H199L198 164H197ZM39 169H40V173H39ZM107 169H108V165H107L106 171H107ZM179 169H181V170H179ZM195 169H196V166H195ZM195 169L193 170V172L194 171L195 172L197 171ZM35 170H37V171L35 172ZM41 170H42L43 173L41 172ZM131 170L132 171L134 170V172H132ZM190 170H192V169H190ZM218 170H220V168ZM31 171H34V172L32 173ZM52 171L53 172L55 171V172L53 173ZM127 171H128V173H127ZM29 172H31L33 175H30ZM51 172H52V175L54 174L53 176L52 175H49V174H51ZM137 172H138V175H137ZM209 172H211L210 175H209ZM6 173L8 175H10L11 177L8 176ZM35 173H37V174H35ZM89 173H90V175H89ZM207 173H208L209 176H207ZM73 174H77V175H73ZM92 174H93V179H89L90 177H92ZM126 174H127V176H126ZM133 174H136V175H133ZM176 174H177V176H176ZM220 174H221V177L219 176ZM14 175H15V177L12 178V176H14ZM37 175H40V176H37ZM43 175L44 176L47 175V177L48 176L49 177L47 178L46 176L44 177ZM72 175H73V179L71 178ZM79 175L81 176L80 178H79ZM172 175H173V177H171ZM4 176L9 178V180L6 181L7 184L5 182L3 183ZM20 176H23V178L20 177ZM30 176H31V178L28 179ZM77 176H78V179H81V180L78 181L77 180ZM115 176H116V178L118 177V179H117V182L118 183H115V180H116ZM136 176L139 177V178H137ZM174 176H175V180H174ZM203 176H205V177H203ZM52 177H54L53 178V180L55 179L54 181L52 180ZM82 177L84 179L83 181H82ZM133 177L134 178L136 177L135 180L137 179V181L134 182V180H133L134 178ZM179 177H182V178H179ZM201 177H202V179H201ZM15 178H16V181H15ZM35 178H37V179H35ZM68 178H69V180H68ZM74 178H76V183H78L80 181H81V183L82 182L86 183V181H87V182H90V184L92 182H95V183L91 184V188H92V191H93L91 197H88V194L85 191H82V189H81L82 184L81 183L78 184V185H76V183H75L76 186H75L74 189L76 191V194H74L75 191L73 190V188L69 189L67 183H68V181H69V184L71 182H73L74 181ZM199 178H197V179H199ZM207 178H209V179H207ZM38 179H39V182H40V180H41V182L43 180L44 183L43 184L42 183H39L37 181ZM95 179L98 180V181H95ZM205 179H206V181H205ZM23 180H25V182ZM49 180H50V182H49ZM58 180L60 182H58ZM13 181H15V182H13ZM33 181L35 183H37V184L35 185V183ZM64 181L67 182V183L65 182V184H67L66 186H64V183H63ZM209 181L212 182V183H210ZM21 182H22V184H20ZM27 182H28V184H27ZM32 182H33V184H31ZM56 182H57V186L62 187L61 189L56 186ZM170 182H171L172 185L169 184L170 185V187H169V185H167V184L170 183ZM202 182H203V184H202ZM18 183H19V185H18ZM61 183L63 184L62 186H61ZM4 184H6V185H4ZM10 184H12L13 186L11 185L12 186L11 187ZM126 184H128V185H126ZM133 184H134V187H132ZM22 185H23V187H25V186L27 187L28 186V190H29L30 193L29 192L26 193V191H28V190H26V187H25V189H22L23 188ZM97 185H98V187H96ZM136 185H137L138 188L135 189V186ZM209 185H210V187H209ZM6 186H7V188H6ZM196 186H198V187H196ZM15 187H16V189H15ZM49 187H50V189H51L52 192L50 191ZM131 187H132V190H131ZM165 187L167 188V190H166ZM11 188H13V189H11ZM57 188L59 189V192H58ZM126 188H127V192H126ZM207 188H208L209 191H207ZM14 189H15V191H14ZM47 189H48V192H47ZM64 189H67V190H64ZM71 190L73 191L72 193H70ZM49 191H50V193L53 196L55 194V196L58 199L61 198V197L62 198L58 200L54 196V198L52 199L53 196L49 193ZM164 191L166 193H164ZM173 191H174V193H173ZM20 192H21V194H20ZM53 192H54V194H53ZM63 192L64 193L66 192V194L68 193L70 195L72 194L74 197L72 195L70 197V195H66ZM81 192H83V193L81 194ZM202 192H204L206 194L203 195V194H201ZM12 193H14V194H12ZM48 193L50 194V196H49ZM62 193L64 195L61 196L60 194H62ZM153 193L156 196L153 195ZM169 193L171 195L172 194H176V195H174V197H172L173 195L171 196ZM189 193H190V195H189ZM134 194L135 195L137 194V195L135 196ZM36 195H37V197H36ZM94 195H95V197H94ZM161 195L164 197L165 201H163L164 199H163V197ZM5 196L8 197L9 200H7V198H5ZM63 196H64V198H63ZM99 196H101L103 200L101 199V201H100V198L101 197L99 198ZM132 196H133V198H132ZM139 196H141L140 199L143 198L144 201L138 199ZM197 196L200 197V198H198ZM202 196H204V197L202 198ZM50 197H51V200H50ZM83 197H84V199H83ZM86 197H88L89 199L90 198L92 199L93 197L94 198L92 200H89ZM145 197L148 200H146ZM154 197L157 198V199L160 197L159 200H157V203L158 204L156 203V199H154ZM165 197H169V198L166 199ZM190 197H191V199H190ZM74 198H75V200H74ZM78 198H80L81 200L78 199ZM151 198H153L154 204L156 203L155 205L153 203H151L152 202ZM174 198H176L177 201ZM10 199H12L13 201H11ZM70 199H71V201H70ZM76 199H78V200L76 201ZM133 199H135V201ZM161 199H162V201H161ZM173 199L175 200V202H173V201L171 202V200H173ZM184 199L186 200V202L184 201ZM55 200L56 201L58 200V201L56 202ZM61 200H63V202ZM66 200H68V202ZM149 200L151 201L150 203L153 204L152 205L153 209L156 208V210L152 211L153 210L152 207L145 206L146 204H148V205L151 206V204L148 202ZM3 201H5V202H3ZM59 201H61L60 203L62 205H64L65 209H64L63 206L60 207L61 204L58 203ZM74 201L77 204L76 203H73L72 204V202H74ZM78 201H79V203H78ZM83 201H84V204H83ZM98 201L101 204L102 208H101V206L98 205L99 204ZM137 201H139V202H137ZM140 201H142V203ZM6 202H10V203H13V204L7 203V204L4 205V203H6ZM88 202L91 203V204H89ZM159 202H162V203H160L161 205L159 204ZM176 202H178V203H176ZM190 202H192V203H190ZM195 202H197V203L195 204ZM172 203H174V204H172ZM187 203L188 204L190 203L189 204L190 206H188ZM193 203H194V206H192ZM65 204H66L67 207L65 206ZM69 204H71L72 206L69 205ZM139 204H140V206H139ZM2 205H4V206L2 207ZM76 205H77V208H79V206H80V209H77L76 208ZM81 205L82 206L85 205L86 207L83 206V208H84L83 209V208H81L82 207ZM97 205H98L99 208L98 207H95ZM144 206L145 207H148V209L145 208ZM154 206H155V208H154ZM169 206H171V207L168 208ZM174 206H177V207H174ZM211 206L209 208H211ZM58 208H59V210H58ZM60 208L62 209V211L60 210ZM66 208H67V213H66ZM172 208H173L174 211L175 210H177V212L179 210L180 211L178 213L175 211L176 212V215H175L176 217H172V219L170 218V219L167 220L165 217L169 216L170 213L171 214H175V212H173ZM209 208L206 209L208 211H205L206 214L204 213V216L205 215L207 216V214L209 213V211H210ZM53 209H54V212H53ZM90 209H89V211H87L86 214L92 213V211ZM39 210H41L42 213L44 212L43 215L47 214V216H44V217L45 218H48V220H50V224H49L48 221H46L47 219H45V218H44V221L45 222L44 221L42 222L45 225H43L42 223H41V225L38 224L37 218L35 219V216H37V214H36L37 212L36 211L40 212ZM68 210L70 211V213L71 212L74 213V211H75L74 214L73 213L70 214L71 215V218L78 219V220H74L73 219L74 220L73 223L75 222L76 224L75 223L74 224L71 223V226L65 225V222H66L65 215H67L69 213ZM141 210H144V213H142ZM167 210H168V212H167ZM11 211H12V213H11ZM33 211L36 212V213H34ZM77 211H79L78 214L76 213ZM181 211H182V213H181ZM211 211H212V209H211ZM52 212L53 213L56 212V215H55L56 219H54L55 217H52V214H53ZM127 212L128 211L121 212V215L120 214H118V215L116 214V216H115L116 218L114 217V219L112 220L111 218H109L108 213L105 211V220L106 219L107 220L104 221V224L106 223V227H108V233H107V235H108V241L110 243L109 244L107 242L106 252L108 251L110 245L111 246L117 245L121 239H122L121 240L122 242L120 241V244L117 245V246H119V249L125 248V244L126 243L123 242V239H124V241L127 239V233H126V229L127 228L123 226L122 222L124 220L123 218H129L128 217L129 215H127L128 214ZM145 212H147V213H145ZM148 212L150 214H148ZM63 213H66V214H64V217H63ZM179 213H181V214H179ZM58 214H60L62 216H60ZM164 214H169V215H164ZM177 214H179V215H177ZM153 216H155L156 218L153 217ZM160 216H161V218H160ZM9 217H10V219H9ZM118 217L120 219V223H119ZM145 217H147V218H145ZM150 217H151V219H150ZM57 218L59 219V222H61V223L58 222ZM61 218L63 219V221H61ZM71 218L69 217L67 219L70 220ZM156 219H157L158 222L156 221ZM51 220H53V221H51ZM115 220L117 221L116 223L114 222ZM130 220L132 221L133 219H130ZM159 221H160V223H159ZM55 222H58V223H56V225H57V228H58L59 231L56 230V229L53 230L56 227V225H54V227H53L52 223H55ZM161 222H162L163 225L161 224ZM62 223H63V225H62ZM155 223H158V224L156 225ZM5 224H7V225H5ZM120 224L122 225V227H121L122 229L120 228V226H121ZM175 224H174V226H175ZM202 224H205V223L203 222ZM58 225H59V227H58ZM64 226H65V228L63 229ZM67 226H69V228ZM200 226H201V224H199V226L196 229H193L191 231H187V233H190L189 234V235H191L190 237L193 236L192 237L193 241L200 248V252L198 254L193 255V256L191 255V260L192 259L195 260V259H198V258L201 259L196 264H208V262H209V264H264V240H263V238H264V224L259 225V226H256V227H252V228H249V227L247 228L246 227L245 228V231L248 232V236H249V238H247V243H243L242 245H240V243H235L233 245L234 247L238 248L239 250H242V252L238 253L239 259L241 258L240 260L239 259L238 260H235L233 258L234 255L232 254L231 251H224L223 252L221 250V248H220L221 247V240H220L218 234L216 235V232H214V228H207V230H205L206 227H204V229L202 230V228H203L202 226L203 225L201 227ZM74 227H76V228L74 229ZM66 228H67V230H65ZM118 228L121 229V231L119 230L120 232L118 231ZM156 228H158V229H156ZM198 228H199V231L201 230L203 233L201 232L199 234V232L197 230ZM49 229L52 230V232H53L54 235L53 234H50L52 232L51 231H48ZM60 229H61V231H60ZM123 229H125V230H123ZM210 231L213 232V233H210ZM46 232L47 233L49 232L48 235L46 234ZM55 232H57V233L60 232V233L57 234ZM112 232H114V233L111 234ZM156 232L158 233V235H157ZM196 233L198 235H196ZM214 233H215V235H214ZM41 235H44V236H41ZM50 235L52 237L54 236L55 238H52ZM122 235L125 236V238H123ZM112 236H113V242H112V239H111ZM155 236L156 237L159 236L161 241L159 240V237L156 238ZM215 236H217V237H215ZM43 238L46 241V243L49 242L50 240L53 241V242H50L52 247H49L50 246V243L45 244V241L43 240L44 241L43 242L41 240ZM80 238H78V241H79L78 242V245H80L79 247H82V245L85 246V244H86L85 243L86 242L85 237L84 236H80ZM37 239H38V241H37ZM257 239H259V240H257ZM39 240L42 241V242L41 243H38V242H40ZM156 240H158V242ZM83 241H85V242H83ZM81 242H83V244ZM159 242L162 243V245H160ZM215 242H216V244L214 245ZM120 245L123 246V247H121ZM244 245H247V246L245 247ZM1 246L3 247L2 249H1ZM45 247L46 248L49 247L51 249H49V248L48 249H45ZM192 247L194 248L196 246L193 245ZM56 248H58V250ZM247 248H249V249H247ZM211 249H213V250H211ZM243 249H245V250L243 251ZM41 250H43L42 253H40ZM115 251H117V249L114 250L113 252L109 251L108 252V256H110V257L113 256L114 253H115ZM212 251L213 252L215 251L214 252L215 255L212 254L213 253ZM218 251L219 252L221 251V252L218 253ZM249 251L252 253V255H251V253ZM33 253H34V255H33ZM208 253H210V254H208ZM42 254H44V255H42ZM162 254H164L165 257ZM206 254H207V256H206ZM35 256H36V258H35ZM40 256H41V259H40ZM46 256H47V258H46ZM57 256H59V257H57ZM168 256H169V254H168ZM205 256H206V259H204ZM218 256H220V257H218ZM50 257L52 258V260L51 261H47V260H50L51 259ZM207 258H209V259H207ZM161 259H163V260H161ZM167 259L168 260L170 259V261L171 260L173 261V259H171L170 257L169 258L167 257V258H165V261L163 262V264H166V263L167 264H172L171 263L172 261L170 262ZM180 260H181V262L179 264H188V262H187L188 261V258H181ZM35 261H37V263Z\"/></svg>", "mask_w": 264, "mask_h": 264}]
</instances>
